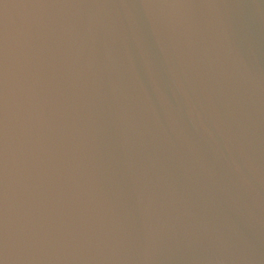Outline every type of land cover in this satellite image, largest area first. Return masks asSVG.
<instances>
[{
    "label": "water",
    "instance_id": "obj_1",
    "mask_svg": "<svg viewBox=\"0 0 264 264\" xmlns=\"http://www.w3.org/2000/svg\"><path fill=\"white\" fill-rule=\"evenodd\" d=\"M0 264H264V0H0Z\"/></svg>",
    "mask_w": 264,
    "mask_h": 264
}]
</instances>
